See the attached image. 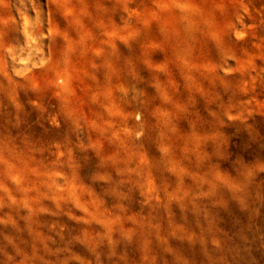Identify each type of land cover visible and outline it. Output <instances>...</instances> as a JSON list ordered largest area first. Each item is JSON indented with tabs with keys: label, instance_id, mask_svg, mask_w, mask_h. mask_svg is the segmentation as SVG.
Masks as SVG:
<instances>
[{
	"label": "rangeland",
	"instance_id": "rangeland-1",
	"mask_svg": "<svg viewBox=\"0 0 264 264\" xmlns=\"http://www.w3.org/2000/svg\"><path fill=\"white\" fill-rule=\"evenodd\" d=\"M0 264H264V0H0Z\"/></svg>",
	"mask_w": 264,
	"mask_h": 264
}]
</instances>
